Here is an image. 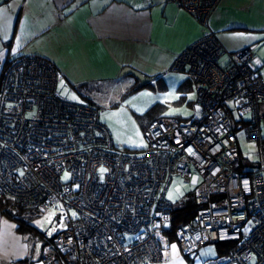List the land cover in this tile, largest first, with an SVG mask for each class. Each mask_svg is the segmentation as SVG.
<instances>
[{"label":"built area","instance_id":"obj_1","mask_svg":"<svg viewBox=\"0 0 264 264\" xmlns=\"http://www.w3.org/2000/svg\"><path fill=\"white\" fill-rule=\"evenodd\" d=\"M220 1L164 0L203 30L170 67L193 82L194 113L153 119L140 149L115 145L95 105L63 95L74 88L52 61L8 57L0 77V193L64 216L42 246L41 264H155L171 259L173 245L186 257L228 241L236 242L232 252L207 264H264V78L255 44L228 51L211 31ZM240 125L257 145L254 160L242 157ZM174 175L195 184V209L171 236L166 191Z\"/></svg>","mask_w":264,"mask_h":264},{"label":"crops","instance_id":"obj_2","mask_svg":"<svg viewBox=\"0 0 264 264\" xmlns=\"http://www.w3.org/2000/svg\"><path fill=\"white\" fill-rule=\"evenodd\" d=\"M209 27L228 51L255 44V61L264 78V0H221ZM202 34L190 13L164 0H0V77L8 57L24 52L52 61L61 82L88 101L89 92L121 78L131 83L127 88L136 82L140 86L131 74L121 75L124 67L151 77L145 85L166 88L177 81L178 91L196 92L186 72L170 67ZM0 223V264L30 259L16 225L5 217Z\"/></svg>","mask_w":264,"mask_h":264},{"label":"rangeland","instance_id":"obj_3","mask_svg":"<svg viewBox=\"0 0 264 264\" xmlns=\"http://www.w3.org/2000/svg\"><path fill=\"white\" fill-rule=\"evenodd\" d=\"M176 82L169 83L166 88H161L156 83L139 86L135 91L126 93V89L131 83L127 78H121L99 90L89 92L90 102L98 108L99 119L109 129L115 145L133 150L140 149L145 146L142 124L154 115L177 116L183 121L193 115L194 107L191 105V101L195 99L196 92L190 89L180 92L174 86ZM60 88L61 83H58V89ZM61 92L71 100L88 101L79 93H70L67 89H62ZM180 95H184V98H181ZM236 130L238 146L243 157L254 160L257 145L246 139L241 125ZM66 174L61 177L63 181L69 177L67 174V178H65ZM194 189V183L185 181L179 175H174L166 191V197L174 206H177L190 197ZM2 217L5 216H0V219ZM25 218L28 220V224L36 229L34 233L27 230V225L18 230L16 222L6 217L5 220L16 225L17 234L23 238L21 243L24 242L28 247V256L33 262L28 261L26 264H41L38 262L40 244L45 237L54 236L57 231L64 227V216L56 210L42 212L33 210V212L27 213ZM167 227H169V223ZM131 237L132 235L129 236V238ZM218 255L222 254L218 245L213 242L205 244L198 252L186 257L182 256L175 246V248L172 247L171 259L158 264H207L209 259ZM12 264L22 263L15 262Z\"/></svg>","mask_w":264,"mask_h":264},{"label":"trees","instance_id":"obj_4","mask_svg":"<svg viewBox=\"0 0 264 264\" xmlns=\"http://www.w3.org/2000/svg\"><path fill=\"white\" fill-rule=\"evenodd\" d=\"M147 85H150V84H147ZM137 88H139V86H138V83L136 82L135 84L131 85L128 89H126L127 90L126 93L133 92ZM88 102L91 103L90 101ZM160 116H163V115L156 114L152 118H150L147 122L142 124L143 129L146 128V126L148 125L150 121ZM262 143H264V141H262ZM243 159L245 158L243 157ZM194 209H195V206L193 203L192 195L188 197L185 201H183L181 204L173 207V211L171 212V217H170L169 227H168V232L171 236H173L174 228L177 225L186 221L194 214ZM30 212H33V210H28V209L23 208L19 204L11 201L10 199H8L7 197H5L4 195L0 193V216H5L6 218H9L13 220L14 222H16L18 230H21L22 227H25L24 225H27L28 226V227L26 226L27 230H31V232L34 233L36 229L34 228V226H31L30 224H28V220H26L25 218L27 213H30ZM52 238L53 236L51 238H47L46 240L43 239L44 242L42 246L48 241H50ZM216 244L218 245V249L221 252V254L231 253L232 250L236 246V242H233V241L216 243ZM27 261H29V258L20 259L17 262H20L23 264ZM155 264H158V263H155Z\"/></svg>","mask_w":264,"mask_h":264},{"label":"water","instance_id":"obj_5","mask_svg":"<svg viewBox=\"0 0 264 264\" xmlns=\"http://www.w3.org/2000/svg\"><path fill=\"white\" fill-rule=\"evenodd\" d=\"M123 74H131L133 77H135L139 81L140 86H143L152 80L151 77L146 76V75L142 74L141 72H139V71H137L131 67H124L121 70V75H123Z\"/></svg>","mask_w":264,"mask_h":264},{"label":"snow or ice","instance_id":"obj_6","mask_svg":"<svg viewBox=\"0 0 264 264\" xmlns=\"http://www.w3.org/2000/svg\"><path fill=\"white\" fill-rule=\"evenodd\" d=\"M189 151H191V150H189ZM101 171L103 172V171H105V169H101ZM65 178H67V174H66ZM245 185H247V181H245ZM173 248H175V245H173Z\"/></svg>","mask_w":264,"mask_h":264}]
</instances>
